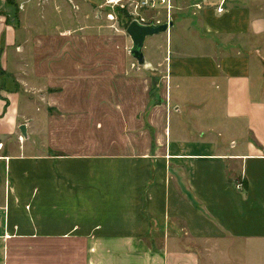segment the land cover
<instances>
[{"label":"crops","instance_id":"1","mask_svg":"<svg viewBox=\"0 0 264 264\" xmlns=\"http://www.w3.org/2000/svg\"><path fill=\"white\" fill-rule=\"evenodd\" d=\"M46 1L65 0H0L4 72L37 65L25 58L32 35L55 34L32 8ZM188 2L190 14L170 6L168 31L145 40L146 68L130 77L145 105L123 149L58 147L28 100L46 80L0 86V264H264V0H227L222 13ZM148 71L160 76L151 106ZM83 157L95 172L50 170Z\"/></svg>","mask_w":264,"mask_h":264},{"label":"rangeland","instance_id":"2","mask_svg":"<svg viewBox=\"0 0 264 264\" xmlns=\"http://www.w3.org/2000/svg\"><path fill=\"white\" fill-rule=\"evenodd\" d=\"M20 1H26L16 4L22 10L30 7L31 2L27 1L32 0ZM181 1L162 4L157 0L149 2L148 6H144L140 0H123L116 4L111 0L35 3L32 8L41 13L40 24L48 29L53 27L52 33L55 34L52 39L48 38L50 34L32 35L31 39L37 44V52L25 58L34 62L37 60L36 66L28 68V64L23 62L20 72L10 74L4 72L0 65V86L9 90L16 89V78L20 76L24 80H46L47 83L40 82L36 89L29 86L28 100L38 106L42 105L46 111L52 127L50 136L56 140L58 147H72L68 149L70 152L82 154L95 153L96 147L100 150L116 147L123 149L131 133L127 131L126 124L132 123L134 127L133 123L139 124L142 119V114L134 117L132 111L138 112L145 105L146 89L145 84L130 81V77L141 67L130 55L132 43L125 32L126 27L134 19L141 23H162L164 15L165 22H168L166 13L170 6L171 11L177 12L180 9L184 15L190 14L194 9L192 2ZM32 8H29L30 11ZM38 62H45L47 66H39ZM128 68L130 72H127ZM148 76L151 78L149 91L155 97L156 90L160 88H157L160 76L150 71ZM111 90L115 92V99ZM154 97L149 100V106L159 102ZM36 118H39L38 115ZM217 120L218 113L209 119L211 123ZM37 134L39 137L30 138L31 143L35 140L43 144L45 140L42 133ZM136 145L139 147V142ZM41 153L45 156H59V153L48 149L37 151L36 154ZM83 158V162L67 161L50 170L95 172V162ZM24 168L28 170L29 167L26 165ZM184 244L189 246V243ZM239 248L240 244L237 243L235 250L239 251ZM93 259L90 264H95V257Z\"/></svg>","mask_w":264,"mask_h":264},{"label":"water","instance_id":"3","mask_svg":"<svg viewBox=\"0 0 264 264\" xmlns=\"http://www.w3.org/2000/svg\"><path fill=\"white\" fill-rule=\"evenodd\" d=\"M170 26V21L164 24H144L137 19L132 20L127 25L125 32L132 43L130 55L141 68H146L145 58L143 55L145 40L148 37H152L160 33H166ZM19 131L22 137H26V129L24 125L20 126Z\"/></svg>","mask_w":264,"mask_h":264},{"label":"built area","instance_id":"4","mask_svg":"<svg viewBox=\"0 0 264 264\" xmlns=\"http://www.w3.org/2000/svg\"><path fill=\"white\" fill-rule=\"evenodd\" d=\"M153 1H157V0H144V2L142 3L144 6H148V3L149 2H153ZM158 1H160V3H162V4H165L166 2L168 3H170V1H172V0H158ZM187 1H199V2H204V3H207V4H215L216 5V12L217 13H222L223 11H224V8H223V6H224V4H225V2L227 1V0H187ZM115 4V3H114ZM114 4H111V5H114ZM115 6V5H114ZM169 6V5H168ZM197 6V5H196ZM169 9H170V7H169ZM168 9V10H169ZM168 22H169V20H168ZM168 22H166V23H168ZM1 147H2V144H0V149H1ZM236 188L237 189H242V184H238L237 186H236Z\"/></svg>","mask_w":264,"mask_h":264},{"label":"bare ground","instance_id":"5","mask_svg":"<svg viewBox=\"0 0 264 264\" xmlns=\"http://www.w3.org/2000/svg\"><path fill=\"white\" fill-rule=\"evenodd\" d=\"M111 1H114V3L116 2V3H119V2H121L122 0H111ZM115 3V4H116Z\"/></svg>","mask_w":264,"mask_h":264},{"label":"trees","instance_id":"6","mask_svg":"<svg viewBox=\"0 0 264 264\" xmlns=\"http://www.w3.org/2000/svg\"><path fill=\"white\" fill-rule=\"evenodd\" d=\"M7 103V102H6Z\"/></svg>","mask_w":264,"mask_h":264}]
</instances>
